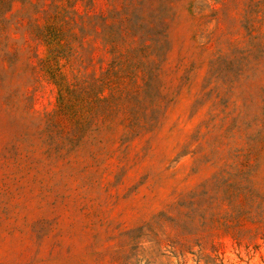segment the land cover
I'll return each instance as SVG.
<instances>
[{"label":"rangeland","instance_id":"rangeland-1","mask_svg":"<svg viewBox=\"0 0 264 264\" xmlns=\"http://www.w3.org/2000/svg\"><path fill=\"white\" fill-rule=\"evenodd\" d=\"M0 264H264V0H0Z\"/></svg>","mask_w":264,"mask_h":264}]
</instances>
